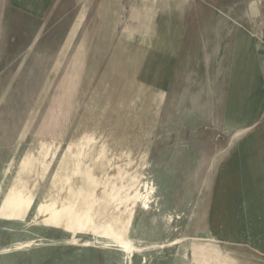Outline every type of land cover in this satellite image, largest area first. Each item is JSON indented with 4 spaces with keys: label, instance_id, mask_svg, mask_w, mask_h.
<instances>
[{
    "label": "rangeland",
    "instance_id": "374dc122",
    "mask_svg": "<svg viewBox=\"0 0 264 264\" xmlns=\"http://www.w3.org/2000/svg\"><path fill=\"white\" fill-rule=\"evenodd\" d=\"M87 4L0 43V264H264L261 213L234 191L241 159L263 158L235 154L264 150V109L238 133L163 108L149 35L96 28ZM188 5L264 38V0Z\"/></svg>",
    "mask_w": 264,
    "mask_h": 264
},
{
    "label": "crops",
    "instance_id": "0c3cea01",
    "mask_svg": "<svg viewBox=\"0 0 264 264\" xmlns=\"http://www.w3.org/2000/svg\"><path fill=\"white\" fill-rule=\"evenodd\" d=\"M94 1L96 28L115 30L122 25L128 32L143 29L149 35L159 58L153 83L158 85L163 108L204 109L200 115L207 116L209 124L235 126L238 133L260 122L264 38L253 20L228 16L208 23L188 21L189 0ZM61 4L62 0H0V43L9 37V29L19 27L18 23L22 27L25 18L46 26ZM246 151L235 155L263 158L257 164L241 159L234 191L247 213H261L264 230V150Z\"/></svg>",
    "mask_w": 264,
    "mask_h": 264
}]
</instances>
